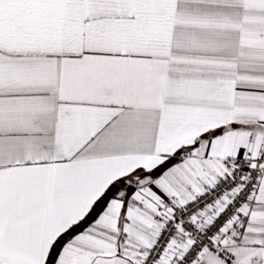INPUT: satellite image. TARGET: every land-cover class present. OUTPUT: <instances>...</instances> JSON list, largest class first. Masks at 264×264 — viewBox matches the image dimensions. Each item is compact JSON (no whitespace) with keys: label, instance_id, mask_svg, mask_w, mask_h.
I'll return each mask as SVG.
<instances>
[{"label":"snow or ice","instance_id":"1","mask_svg":"<svg viewBox=\"0 0 264 264\" xmlns=\"http://www.w3.org/2000/svg\"><path fill=\"white\" fill-rule=\"evenodd\" d=\"M0 264H264V0H0Z\"/></svg>","mask_w":264,"mask_h":264}]
</instances>
